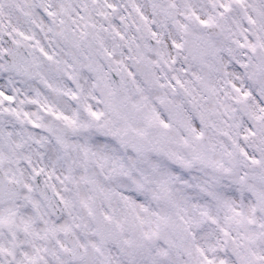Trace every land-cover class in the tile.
I'll use <instances>...</instances> for the list:
<instances>
[{
  "label": "snow or ice",
  "instance_id": "1",
  "mask_svg": "<svg viewBox=\"0 0 264 264\" xmlns=\"http://www.w3.org/2000/svg\"><path fill=\"white\" fill-rule=\"evenodd\" d=\"M0 264H264V0H0Z\"/></svg>",
  "mask_w": 264,
  "mask_h": 264
}]
</instances>
